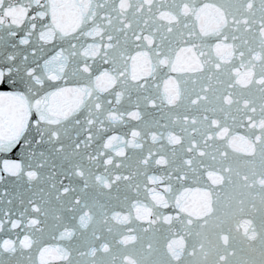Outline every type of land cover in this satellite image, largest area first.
Listing matches in <instances>:
<instances>
[{
    "label": "snow or ice",
    "instance_id": "6c2138e0",
    "mask_svg": "<svg viewBox=\"0 0 264 264\" xmlns=\"http://www.w3.org/2000/svg\"><path fill=\"white\" fill-rule=\"evenodd\" d=\"M0 264H264V0H0Z\"/></svg>",
    "mask_w": 264,
    "mask_h": 264
}]
</instances>
